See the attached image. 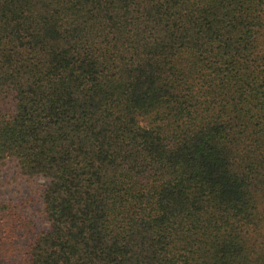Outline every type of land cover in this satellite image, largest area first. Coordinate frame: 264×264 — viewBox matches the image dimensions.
I'll return each instance as SVG.
<instances>
[{"label":"trees","instance_id":"obj_1","mask_svg":"<svg viewBox=\"0 0 264 264\" xmlns=\"http://www.w3.org/2000/svg\"><path fill=\"white\" fill-rule=\"evenodd\" d=\"M0 264H264V0H0Z\"/></svg>","mask_w":264,"mask_h":264},{"label":"rangeland","instance_id":"obj_2","mask_svg":"<svg viewBox=\"0 0 264 264\" xmlns=\"http://www.w3.org/2000/svg\"><path fill=\"white\" fill-rule=\"evenodd\" d=\"M46 184L47 180L41 177L21 176L14 160L7 159L0 164V198L22 205L25 215L38 229L46 227L40 201L41 192Z\"/></svg>","mask_w":264,"mask_h":264}]
</instances>
